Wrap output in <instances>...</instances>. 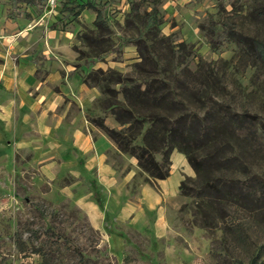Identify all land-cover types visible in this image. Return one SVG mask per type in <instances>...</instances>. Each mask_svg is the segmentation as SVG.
I'll list each match as a JSON object with an SVG mask.
<instances>
[{"label":"rangeland","instance_id":"obj_1","mask_svg":"<svg viewBox=\"0 0 264 264\" xmlns=\"http://www.w3.org/2000/svg\"><path fill=\"white\" fill-rule=\"evenodd\" d=\"M13 1L18 2L14 14L28 34L24 38L33 35L29 41L38 42L35 54L41 65L40 79H46L47 72L54 68L59 70L58 66L84 76L83 83L85 76L99 69L143 78L152 67L137 66L140 53L130 42L142 36L153 44L167 77L178 78L172 81L177 100L183 105L166 111L171 118L194 112L207 115L208 100L196 84V77L202 74L211 79V109L217 111V102L230 107L224 108L233 114L252 113L264 119V64L253 63L235 41L213 49L201 28L213 18L223 26L264 40V14L247 8L260 5L264 11V0L242 1L236 7H224L220 0H59L54 10L49 9V0H34L31 4L28 0H0L1 17L12 9ZM88 2L104 5L110 12V39L114 46H120L119 52L105 61H99L95 46L83 39L84 34L91 35L97 18L93 8L81 10ZM122 2L128 5L127 11L121 10ZM154 5L161 22L159 31L152 26L158 34L156 39L143 18ZM10 21L19 23L17 19ZM16 39V34L9 36V40ZM181 43L186 44V48L180 47L182 52L177 46ZM171 48L178 52L177 58ZM6 57L13 65L24 59L11 50ZM5 61L0 57V65ZM214 73L219 79L216 92ZM61 74L65 79V73ZM51 85L57 91L62 87L59 82ZM112 87L119 89L114 84ZM89 88L97 92L91 102L84 104L68 96L64 102L69 108L66 118L59 127L56 122L52 128L61 134L66 125L72 132L83 126L93 143L102 135L108 136L91 123L92 118H105L106 126L111 128L120 125L111 113L103 111L102 101L108 97L98 87ZM37 119L34 115L29 118V132L25 134L7 133L9 123L8 128H16L17 118L0 120V264H250L257 254L264 264V209L245 211L197 194L201 179L210 176L229 183L238 178L247 180L254 174L264 178V133L259 125L252 128L257 138L251 136L246 141L237 130L236 134L218 136L208 146L194 147L200 157L225 147L226 154L236 160L221 170L209 167L201 176L192 167L190 174L183 172L181 183L185 181L192 188L191 196L182 194L181 183L178 188V169L182 166L174 160V170L167 180V196L172 198L160 195L162 200L151 208V197L160 193V180L144 172L134 157L121 152L111 140L112 147L105 155L115 176L95 174L93 185L88 186L79 170L85 164L84 156L71 152L73 148L63 144L61 135L57 138L54 131H44ZM100 141L101 146L108 145V141ZM157 158L161 159L160 154ZM48 226L69 237L84 259L74 246L52 235Z\"/></svg>","mask_w":264,"mask_h":264},{"label":"trees","instance_id":"obj_2","mask_svg":"<svg viewBox=\"0 0 264 264\" xmlns=\"http://www.w3.org/2000/svg\"><path fill=\"white\" fill-rule=\"evenodd\" d=\"M193 1L201 2L203 0ZM220 1L224 7L228 5L236 7V4L247 0ZM27 2L31 4L34 0ZM17 6L18 2L13 1L12 9L8 13L10 19H16L14 12ZM88 7L97 12V18L94 22L95 29L91 31V35L84 34L83 39L90 41V44L95 46L97 59L105 61L108 56L120 50V46H114L112 39H110L112 33L109 24L111 22L110 12L106 10L104 5L102 7L93 2H88L87 7H82L81 10ZM247 8L257 12L256 14H264L260 5L247 6ZM137 14L139 17L140 13L137 12ZM158 14L159 9L154 5L152 10L146 11L143 17L147 26H156V31H159L161 24L158 20ZM201 28L206 32L213 49L217 50L224 44L235 41L244 49L245 54L253 63L264 64V40L244 34L235 28L223 26L220 21L213 20V18L204 23ZM149 32L153 33L155 39L158 37L153 27L150 28ZM130 42L135 43L140 53L141 61L137 63V66L142 69L149 65L152 70H148L147 75L140 79L126 77L122 72L112 69L95 70L85 76V84L89 87H98L101 94L108 97L106 101H102L103 111L111 113L120 128L106 126L103 117L92 118L91 123L103 130L121 152L134 157L138 161V166L155 180H166L170 176L172 171L171 158L174 150L185 154L189 165L197 175L201 176L202 172L212 166H215L216 170L226 168L228 163L236 160V157H229L224 150L225 147H219V150H215L214 153L209 152L208 156L200 157L194 147L208 146L210 143H214L218 136L220 139L223 134L226 135V132L236 134L237 130L245 136L244 140L246 141L251 136L257 138L256 130H252L255 125H259L264 133V119H260L255 114H233L224 108L229 109L230 107L223 104L219 105L217 102V111L211 109L209 106L213 102L212 93L209 91L212 87L211 79L204 78L202 74L196 77V84H199L203 90L201 93L205 96V100H208V104L206 103L209 108L207 115L202 117L194 112L193 114L186 113L171 118L166 111L178 109L183 105L182 101L177 100L178 94L174 88V81L178 78L175 77L172 81L167 77V72L157 59L153 44H149L148 38L139 36ZM177 46L179 51H181L180 47L186 48L185 43L177 44ZM173 49L171 48V51L177 58L178 52ZM178 58L181 59V56ZM214 79L216 92L219 89V79L215 73ZM113 84L119 86V89L113 88ZM201 93L199 95H202ZM208 93L211 96L207 97ZM158 154H160L161 159L157 158ZM201 180L197 194L208 198L212 196L216 199L212 202L228 203L238 209L241 208L250 212L264 209V178L259 175L254 174L247 180L238 178L231 183L223 182L220 177L215 176ZM180 191L185 196H191L192 188L183 181ZM225 213L224 210V217ZM232 226L239 227L240 225L234 226L233 224ZM48 229L52 235L62 239L64 243H70L74 246V251H77V254L84 259L78 246L69 237L57 232L55 227L48 226ZM250 264H261L259 254L251 259Z\"/></svg>","mask_w":264,"mask_h":264},{"label":"crops","instance_id":"obj_3","mask_svg":"<svg viewBox=\"0 0 264 264\" xmlns=\"http://www.w3.org/2000/svg\"><path fill=\"white\" fill-rule=\"evenodd\" d=\"M121 6H123L121 10L127 11L128 5L122 2ZM8 13L2 17L0 16V57L7 59L3 65H0V120H8L7 122H9V119L17 118L18 122L15 126L17 130L13 127L11 129L8 128L10 123H7V133L18 134L19 131H22L25 134V132H29V130L27 131L30 122L28 120L34 115L38 118L37 125L39 127L43 128L44 131H46V129L47 131H54V135L57 138L61 135L59 139L63 144L64 142L70 144L69 147L74 150L71 152L77 153L80 158L84 156L85 164L83 166L80 165L79 170L83 172V180H86L88 186L93 185L95 174L99 176H115V170L106 163L107 155L105 154L108 149L112 147V141L109 140L108 137L106 138L102 135L98 140L92 143L87 135L84 134L83 126H81V128L78 127V129L72 132V129L66 125L68 128H66V130L64 129L61 134H59L55 128H52V126H55L56 122L59 127L66 118L69 108H67L68 103L64 104V102L68 96L73 99L79 98L85 104L91 102L92 97L97 95L96 89L89 88L83 83L84 76L79 75L77 72L75 73L74 70H71V72L68 69L64 70L61 66L57 67L59 70L54 68L53 71L47 72L46 79H40L38 76V69L41 65L35 54L38 53L35 50L36 46H38V42L36 41L35 43V40L29 41L32 39L33 35H29V38H24L27 31L24 28L25 26H20L22 21L16 17L19 23H12ZM9 32L11 33L10 35ZM12 34H16V40H9V36ZM9 42H12L11 47H9ZM10 50L22 55L24 59L18 62V64H11L8 57H6L7 52H10ZM61 73H65V79H63ZM58 82L62 84V87L57 91L53 89L51 84H56ZM53 115L59 116L60 118L52 117ZM49 117H52V120L48 119ZM49 121L52 122V124L46 123ZM31 125L33 124L31 123ZM101 139L106 142L108 141V145L101 146ZM67 155L68 153L63 154L68 162L69 158ZM70 156L72 155L70 154ZM174 160H177L179 165L182 166L178 169L180 172L178 178L179 188L183 172L190 174L191 166H189L184 154L181 152H174L172 156L173 163L171 174L174 170ZM183 164H185V166H183ZM171 174L166 180L159 181L160 193L157 197H151L152 203L149 204L151 208L162 200V196L172 198L167 196V180L171 177ZM162 186L165 188V193L162 192Z\"/></svg>","mask_w":264,"mask_h":264},{"label":"built area","instance_id":"obj_4","mask_svg":"<svg viewBox=\"0 0 264 264\" xmlns=\"http://www.w3.org/2000/svg\"><path fill=\"white\" fill-rule=\"evenodd\" d=\"M59 0H49L48 1V6L50 10H54L55 7H57Z\"/></svg>","mask_w":264,"mask_h":264}]
</instances>
